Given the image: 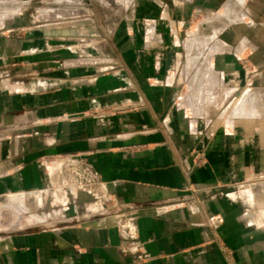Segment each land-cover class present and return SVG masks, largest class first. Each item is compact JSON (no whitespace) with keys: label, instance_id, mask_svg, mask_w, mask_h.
I'll return each mask as SVG.
<instances>
[{"label":"crops","instance_id":"crops-1","mask_svg":"<svg viewBox=\"0 0 264 264\" xmlns=\"http://www.w3.org/2000/svg\"><path fill=\"white\" fill-rule=\"evenodd\" d=\"M19 2L0 1V264H226L216 233L237 264H264V229L249 227L237 200L252 192V133L220 132L188 180L195 120L172 78L162 82L154 41L141 53L137 35L127 53L115 39L111 55L73 49V25L18 26ZM80 29L83 40L101 36ZM68 157L95 173L94 193L72 186ZM190 184L203 188L197 204L185 198ZM218 213L217 229L205 225Z\"/></svg>","mask_w":264,"mask_h":264},{"label":"rangeland","instance_id":"rangeland-1","mask_svg":"<svg viewBox=\"0 0 264 264\" xmlns=\"http://www.w3.org/2000/svg\"><path fill=\"white\" fill-rule=\"evenodd\" d=\"M8 1L24 2L23 8L20 6L19 10L22 9L16 14L20 27L30 29L38 25H73L74 35L70 41L73 49L94 46L105 55H111L115 39L121 49L126 47L127 53L129 35H137L134 50L141 53L147 51L146 42L152 39L154 42L149 48L154 52V61H167L165 64L168 69L163 74L162 82L167 83L172 78L177 88V106L184 107L190 119L195 120L193 124L189 123L191 134L196 136V140L189 152L190 162L184 166L185 177L190 180L196 170L209 164L208 152L220 132L224 135H233L236 130L251 132L250 156L254 167L243 183L252 192L246 189L247 192L239 195L237 200L248 215L249 227L264 229V121H250L249 126H246L240 117L232 115L234 126H227L226 122L232 118L231 113L241 92L253 87L264 94V0ZM16 8L10 6L7 9L15 13ZM4 11L5 8L1 7L0 13ZM82 25L94 31L98 27L101 36L83 40L79 35ZM193 31L204 38L217 32L215 40L224 48L214 52L213 40L203 41L205 55L198 56L196 64L188 68L186 43ZM211 52L214 53L212 62L217 79L213 78L204 88V96L208 97L203 103L204 110L199 113L187 111L191 91L189 83H197L193 81L199 66L197 64L205 62V56ZM115 61L117 65L114 66L121 68L117 57ZM240 186L238 184L235 188ZM202 189L190 184L186 189L189 192L185 197L187 202L197 204L200 201L198 192ZM223 221V216L218 213L206 217L204 223L217 229ZM212 241L218 246L226 264H237L235 251L222 235L216 233Z\"/></svg>","mask_w":264,"mask_h":264},{"label":"bare ground","instance_id":"bare-ground-1","mask_svg":"<svg viewBox=\"0 0 264 264\" xmlns=\"http://www.w3.org/2000/svg\"><path fill=\"white\" fill-rule=\"evenodd\" d=\"M191 33L192 35L190 36V38H188L187 43H186V47L188 51V61H187L188 68L196 64L197 59L199 58L198 56L203 55V53L205 55V51L202 49L203 41L213 40V47L215 50L214 52H217L218 50L224 48V47L221 48V46H219V42L215 40L217 32L214 33L213 36H210L207 38L206 37L204 38L203 35L198 36L197 32L195 31ZM241 51L242 50H240V53ZM213 55L214 53L212 52L209 53V55L205 56L204 58L205 62L197 64L199 66L197 67V70L195 72L196 75L194 79H195V82L196 81L198 82L190 83L192 91L189 94V96L191 95L190 96L191 103L192 105H194L195 111L197 113H198V109H202L205 99L208 98V97L205 98L204 96V91H205L204 88L207 86L209 80L211 79L210 75L212 73L211 69H212V56ZM199 81L201 82L199 83ZM252 88L248 87L246 90H244L243 92L239 94L238 100L233 108L231 116L233 115V116L240 117L239 119L245 122L246 121H257V120L258 122H262L264 121V94L261 90H256ZM233 116L232 118H228V120L226 119L227 120L226 122L228 123L227 126L231 127L234 124Z\"/></svg>","mask_w":264,"mask_h":264},{"label":"built area","instance_id":"built-area-1","mask_svg":"<svg viewBox=\"0 0 264 264\" xmlns=\"http://www.w3.org/2000/svg\"><path fill=\"white\" fill-rule=\"evenodd\" d=\"M64 173L72 186L76 189L86 190L90 193L95 192L97 178L95 173L86 163H81L74 157L64 158Z\"/></svg>","mask_w":264,"mask_h":264}]
</instances>
